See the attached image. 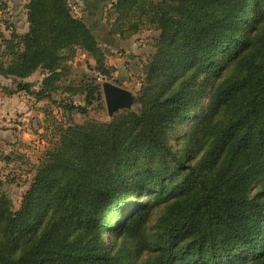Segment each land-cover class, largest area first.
<instances>
[{"label":"trees","instance_id":"trees-1","mask_svg":"<svg viewBox=\"0 0 264 264\" xmlns=\"http://www.w3.org/2000/svg\"><path fill=\"white\" fill-rule=\"evenodd\" d=\"M69 1L27 0V31L0 27V76L14 91L82 94L84 105L52 102L85 115L110 76L104 42L151 28L154 51L135 108L64 124L45 110L56 136L17 209L0 188V264H264V0H110L93 19ZM7 11L0 0V25ZM78 50L101 81H66ZM191 117L197 148L190 138L178 155L167 134Z\"/></svg>","mask_w":264,"mask_h":264},{"label":"rangeland","instance_id":"rangeland-1","mask_svg":"<svg viewBox=\"0 0 264 264\" xmlns=\"http://www.w3.org/2000/svg\"><path fill=\"white\" fill-rule=\"evenodd\" d=\"M6 1L8 11L3 14L5 23H1L0 25L3 33L8 35V31L3 29L4 24L12 25L19 33L24 32L26 28L25 0ZM73 1L82 14V6L76 0H70L69 2ZM157 35L158 31L151 28H143L132 35L127 43L121 42V47L117 46L119 43L116 44L114 41L110 43L113 46L106 45V47H103L106 50L105 63L110 69V76L104 81L120 85L128 89L134 96L141 84L143 65L148 60L151 52L154 51ZM104 44H109V41L107 43L104 42ZM69 63L70 70L66 81H70L75 85L82 80L90 81L93 78L101 81L102 76L95 71V62L87 53L78 50L75 57ZM12 79L0 76V188L12 200L13 207L17 209L20 205L21 197L29 185L35 166L39 163L49 140L56 136L53 130L55 122L52 120L49 123L45 121V110L49 109L51 119L53 115L57 119L56 122L62 124L70 122L82 123L88 119L106 121L110 119V116L107 113L103 96L99 103L94 102L88 107L87 114L82 115L76 112L69 114L62 112L52 100L58 101L65 98V100H71L74 103L84 105V96L82 94L56 93L52 94L49 99L36 100L34 95L27 94L24 91H14L15 81ZM41 79L42 73L37 70L26 80L31 82L32 89L36 90ZM221 79L222 77L218 78L214 85ZM1 87L4 88L2 89ZM207 100L208 97H205L202 105L192 111V115H198L206 105ZM131 108H135L134 102ZM192 123L193 117L186 122L175 125L173 130L167 134V144L178 155H181L187 147V143L191 142L189 141L190 138H192L191 144H194L197 148V139L192 136ZM200 154L201 152L189 159L188 162L194 163ZM146 198L147 194L137 200H133L144 201ZM125 214L126 210H123L122 214H119L118 219L114 218L110 222V225L119 223ZM159 215V210L152 215L148 223L150 228L153 227ZM151 231L153 230L151 229ZM103 240L111 250L118 248L121 242V238H114L112 230L104 233ZM140 261L138 260L135 264H139Z\"/></svg>","mask_w":264,"mask_h":264},{"label":"water","instance_id":"water-1","mask_svg":"<svg viewBox=\"0 0 264 264\" xmlns=\"http://www.w3.org/2000/svg\"><path fill=\"white\" fill-rule=\"evenodd\" d=\"M101 89L106 110L110 117L120 110L131 108L134 101L133 95L128 89L110 81H103Z\"/></svg>","mask_w":264,"mask_h":264},{"label":"crops","instance_id":"crops-1","mask_svg":"<svg viewBox=\"0 0 264 264\" xmlns=\"http://www.w3.org/2000/svg\"><path fill=\"white\" fill-rule=\"evenodd\" d=\"M78 2V4L80 6H82L83 10L85 9V11L87 12L86 15L88 16L89 19H93L94 17H98L99 15H101L102 11H103V7L107 6L110 0H76ZM27 2V0H25V3ZM97 7V8H96ZM102 11H101V10ZM25 6H24V12H25ZM101 11V13L99 15H97V12ZM84 12V11H83ZM94 16V17H93ZM25 17H26V13H25ZM28 28V24L26 21V28L24 29V32L27 31ZM112 41H114L116 44H118L117 46H122L121 41L119 42L116 39H113ZM107 43V42H106ZM111 41L109 42V44H102L103 47H106V45H110L113 46L112 44H110ZM125 45V44H124ZM114 46V47H117Z\"/></svg>","mask_w":264,"mask_h":264},{"label":"built area","instance_id":"built-area-1","mask_svg":"<svg viewBox=\"0 0 264 264\" xmlns=\"http://www.w3.org/2000/svg\"><path fill=\"white\" fill-rule=\"evenodd\" d=\"M69 6H70V8H71V10H72V12L74 13L75 16H77V17H80L81 16V13L77 9L78 7H77V5H75L74 2H69Z\"/></svg>","mask_w":264,"mask_h":264}]
</instances>
